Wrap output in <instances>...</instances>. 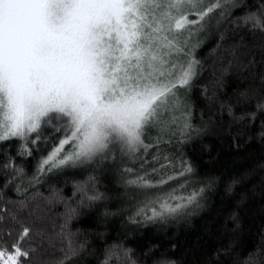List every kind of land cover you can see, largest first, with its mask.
<instances>
[{"label": "trees", "instance_id": "trees-1", "mask_svg": "<svg viewBox=\"0 0 264 264\" xmlns=\"http://www.w3.org/2000/svg\"><path fill=\"white\" fill-rule=\"evenodd\" d=\"M261 11L264 0H235L190 42L192 58L199 61L184 95L191 130L146 154L153 183L162 175L177 176L160 189L127 184L134 177L123 169L144 172L140 159L120 153L115 160L38 174L41 161L66 136L63 121L43 128L40 139L27 144L30 153L20 139L0 142V208L42 234L33 241L39 244L34 264H264V114L257 113L255 122L237 119L255 112L264 99V33L243 23ZM245 91L247 102L240 98ZM156 135L150 132L146 142ZM70 145L61 156L71 153ZM184 162L192 172L181 177ZM161 164L170 166L160 169ZM173 189L185 197L203 192L185 214L152 221L137 215L147 201ZM97 193L102 199H87ZM6 226L11 243L18 229Z\"/></svg>", "mask_w": 264, "mask_h": 264}, {"label": "snow or ice", "instance_id": "snow-or-ice-1", "mask_svg": "<svg viewBox=\"0 0 264 264\" xmlns=\"http://www.w3.org/2000/svg\"><path fill=\"white\" fill-rule=\"evenodd\" d=\"M234 6L235 0H0V142L20 139L30 153L27 144H35L55 119L65 122L66 136L41 161L38 174L115 160L120 153L141 161L144 175L123 169L134 177L129 185L156 190L176 180L175 175H162L156 183L148 179L146 154L191 130L184 95L199 61L192 58L189 40L210 13L223 16ZM243 23L264 33V11L247 15ZM240 98L247 102L249 92ZM255 108L237 119L255 122L257 113L264 114V99ZM152 131L157 135L148 143ZM70 142L74 150L61 156ZM191 172L184 162L177 175ZM202 192L187 197L175 189L164 192L137 215L152 221L185 214ZM7 223L18 229L11 243ZM0 226V264H34L39 244L33 241L43 239L35 225L0 208Z\"/></svg>", "mask_w": 264, "mask_h": 264}, {"label": "rangeland", "instance_id": "rangeland-1", "mask_svg": "<svg viewBox=\"0 0 264 264\" xmlns=\"http://www.w3.org/2000/svg\"><path fill=\"white\" fill-rule=\"evenodd\" d=\"M205 3H210V0H205ZM218 12H219V11H215V12H213V13H210L209 16L205 17L204 21L201 22L202 25H203V27L200 28V29H198V30L192 35V37H191L190 40H189V44H190L191 41L194 42L196 38L198 39L199 36L201 37L202 35H204L203 32L205 31V29H206L211 23H213V21H216V20H217V18H218V16H219ZM189 18L192 19V18H194V17L190 16ZM64 139H65V138H64ZM62 140H63V139H62ZM65 145H66V144H65ZM65 145H64L63 147H65ZM73 150H74V148H73V144H72V145H70V146L68 147L67 151H68V152H72Z\"/></svg>", "mask_w": 264, "mask_h": 264}]
</instances>
